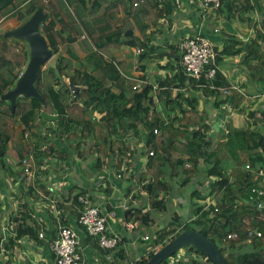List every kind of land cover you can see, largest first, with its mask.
Masks as SVG:
<instances>
[{"label":"trees","instance_id":"16d2710c","mask_svg":"<svg viewBox=\"0 0 264 264\" xmlns=\"http://www.w3.org/2000/svg\"><path fill=\"white\" fill-rule=\"evenodd\" d=\"M151 4L152 0H0V19L8 17L14 21V25L25 21L37 8H42L47 18L41 24V30L54 53L53 62L41 68L35 83L43 101L18 97L12 111L9 103L0 99V149L3 150L0 153V168L11 169L6 159L9 148L16 151L19 165H22L20 162L24 158L30 160L29 156L33 153L39 165L44 151L37 147L36 142L41 140L44 128L50 131L47 135L50 137L57 132V128H60L59 132L73 134L78 125L81 137L93 140L95 152L108 155L109 151L114 154L118 150L122 156L118 167L121 169L124 158L127 165L132 162L131 149L125 142V135L129 133L141 141L146 163L144 169L132 173L135 180L128 186L127 194L139 187L149 199V209L143 206L128 207L129 212L125 215L127 221L154 224L151 213L166 210L167 192L171 188L168 180L181 175V185H187L202 171L200 164L208 165L205 176L209 180V190L205 197L211 196L213 199L212 203L191 202L195 205L198 218L185 223L178 231L169 229L177 222L175 214V222L157 230L152 241L147 243L146 258L137 264H143L156 246L166 244L186 230L201 232L211 239L229 264H264V208L256 207L258 197L251 191L259 186L260 181L264 186V175L258 174L259 168L264 167V135L252 129V123L241 127L227 124L224 127L227 130L225 135L242 142L246 157V160L235 159L230 165V140L213 144L206 134L207 125L197 111L194 99L184 97L182 91L175 96L172 94L173 87L179 90L185 86L187 88L188 84L195 87L194 80L187 79L181 66L173 75L168 74L160 80L157 89L141 80L136 89H132L135 81L132 82L130 97L126 89L120 88L118 92L112 90L125 81L116 66L112 50L122 39H128L126 44L129 46H147L149 28L167 14L163 5L152 8ZM128 29H137L142 39L135 35L125 37ZM73 44L84 53L83 58L79 57ZM61 46L63 52L60 51ZM261 48L254 40L248 46V53L243 56L248 61L258 59L257 65L249 62L248 66L255 68L250 70L257 81L264 80V50ZM225 52L236 54L237 49H226ZM225 52H221V55ZM217 54L214 63L207 67L216 69L215 77L219 80L217 64L221 57H217ZM144 55L140 53L139 58L142 59ZM26 59L27 50L23 43L6 37L5 31L0 32V96L13 86ZM254 71L260 72L257 78ZM215 81L216 85L219 84ZM70 84L79 86V90H73ZM204 90L212 94L221 93L218 89ZM229 94L224 96V103L231 102L238 106L243 95L236 91ZM183 102L190 107L183 108ZM73 104L83 105L80 116L68 111ZM94 111L100 113L99 118L93 116ZM48 118L58 120L56 130L46 124ZM97 127L102 130L99 131ZM24 134L27 139H24ZM20 136V143H16V138ZM79 150L82 152L81 147ZM185 163L189 165L185 166ZM21 168L20 177L24 175V165ZM157 186L161 188L159 193L155 191ZM191 194V199L201 197L196 189ZM10 219L14 235L6 233L4 249L0 251L3 257L1 264H16L11 260V246H20L19 240L25 234L34 235L32 227L26 225L25 217L11 214ZM249 229L260 231L261 236H248ZM230 233L237 235L228 237ZM246 241L252 242L253 250L238 253ZM183 248L204 258L206 263L214 264L204 252L191 246ZM119 260L114 258L115 262ZM195 262H198L197 259L192 260V264Z\"/></svg>","mask_w":264,"mask_h":264},{"label":"crops","instance_id":"0c3cea01","mask_svg":"<svg viewBox=\"0 0 264 264\" xmlns=\"http://www.w3.org/2000/svg\"><path fill=\"white\" fill-rule=\"evenodd\" d=\"M152 2V8L163 5L167 14L160 18L155 26L149 28L147 32L149 41L147 46H143L142 51L146 56L144 55L142 59L139 58V54L134 53L132 55L122 48V46L127 45L128 39H122L119 45L112 50L119 73L126 80V82L123 80L124 84H120L121 86L118 87L114 86L112 90L118 92L120 88L126 89L127 96L130 97L132 79L144 80V83H149L153 85L154 89H157L160 80L166 75L180 70V42L182 39L199 37L208 40L218 53L217 57H221L217 64V74H219L220 79L215 82H218L217 85L219 86L231 84L241 88L244 93L243 96L237 90L231 89L229 91L230 94L236 91L242 96L239 105H232L231 102L224 103L225 95L218 92L208 93L204 90L206 88L196 85L193 88L191 84L181 90L173 87L172 94L175 96L182 91L184 97L188 96L189 99H194L196 109L207 125L206 134L213 144L218 141L230 140L232 153L230 165L235 159L246 160L242 142L226 136L227 130L224 127L227 124H231L233 127H241L252 123L251 128L264 135V80H254L251 70L255 68H248L249 62L252 65H257L258 59L253 58L248 61L243 58L248 53V46L254 40L264 50V0H222L218 9L205 11L198 6L197 1L193 0H152ZM15 26L14 21L8 17L0 19V32H6ZM215 29L217 31H214ZM128 30H130V35L124 33L125 37L132 35L140 37L137 29ZM140 39L142 38L140 37ZM73 46L79 57L83 58L84 53L81 49L76 44ZM131 47L133 51L136 48ZM226 49L228 51L237 49V53H226ZM60 51H64L63 47ZM221 52H225V54L221 55ZM122 66L131 69V72H125L122 70ZM254 73L257 78L260 72L254 71ZM187 79L193 81L192 78L187 77ZM227 103L231 107H228ZM182 106L183 108L190 107L186 102H183ZM162 107L160 104V108ZM82 108L83 105L77 104L68 111L80 116ZM93 116L99 118L100 113L94 111ZM45 122L56 130L57 119L48 118ZM97 128L99 131L102 130L100 127ZM43 131V136L41 140L36 142V145L44 151V156L40 157L41 162L38 165L34 159L35 153L30 154V160H27L30 168L29 174L24 173L22 178L19 176V169H22V165L25 167L22 162L23 159L20 162L22 165H16L15 162L16 166L13 167L14 170L12 169L10 157L15 158L17 156L16 151L11 148L6 152V159L11 169L8 167L0 168V171L7 169L4 176L0 175V237H3V233L5 237L8 232L14 235V229L10 224L11 214L25 217L27 219L26 225L34 230V235L25 234L19 240L20 246H11V260L16 264H30L29 261L36 258V263L51 264L53 253L49 241L56 235L60 225L69 226L77 231L86 264H137L139 260L146 258L148 248H146V240L143 239V236L147 234H142L138 228H133L136 224L127 221L124 215L128 209L125 206L133 208V201L138 202L145 197L139 187L136 188L137 191L139 190L138 193L131 190V193L127 194L128 186L132 185L135 180L132 173L143 169L146 163V155L141 141L129 133L125 135V142L131 149L132 162L127 165V160L124 158L123 166L120 169L118 168L120 167L119 159L122 156L118 154V150L114 154L109 151L108 155H103L101 151L95 152L93 140L82 138L78 125L75 129V135L58 132V134L54 133L47 137L50 131L45 128ZM26 136L23 135L24 139H27ZM64 138L65 140H62ZM21 139L22 136L17 137L15 142L20 143ZM70 140L72 143L69 142ZM32 142L35 141L32 140ZM80 147L82 152L79 150ZM200 167L202 171L191 181L193 189L198 190L201 195V197L195 198V202L198 204L212 203L211 196L205 197L209 190V180L205 176L208 165L200 164ZM259 172L260 175H264V167L259 168ZM261 185L260 181L259 186ZM183 186L179 180L178 190L177 186H174L171 191L175 205L178 203L181 205L180 213H175L177 215L176 226L169 228L170 230L174 229V231H178L185 223L198 218L195 205L193 206L190 202L192 190L181 191ZM159 188L157 186L155 190L158 193L161 191ZM168 192L167 195L171 193L168 194ZM79 196L88 197L99 206L102 212L106 213L109 234H119L118 245L109 252L102 249L77 224L76 219L82 209V205L78 201ZM132 197L136 198L131 200ZM190 205L192 209H188L191 207ZM144 207L149 209V204L144 203ZM154 221V224H158L156 219ZM162 228L164 227L160 229ZM39 232L43 233V238H39ZM248 243L250 245L249 251H252V242ZM160 246H156L154 251ZM241 247L238 253L242 252ZM178 252L173 256L172 264H179V262L192 264L193 259H197L196 264H210L186 248H182ZM115 257L120 258V260L115 262ZM2 258L0 255V264Z\"/></svg>","mask_w":264,"mask_h":264},{"label":"built area","instance_id":"2783aa9c","mask_svg":"<svg viewBox=\"0 0 264 264\" xmlns=\"http://www.w3.org/2000/svg\"><path fill=\"white\" fill-rule=\"evenodd\" d=\"M193 1H197L198 6L205 11L208 9H218L221 5L222 0ZM214 31H217V29H215ZM180 50L181 67L186 75L194 80V86L196 85L202 88L218 89L222 93V95H227L229 91L233 89L244 95V93L241 91V88L236 85L229 84L227 86H219L214 83V81L216 80V69L207 67V65L209 64L210 60L212 61V63L214 62L216 51L208 40L199 37H185L180 42ZM142 51V47H136L134 49V53L136 55L142 53ZM132 80L135 81L132 89L138 88L141 79ZM226 105H228V107H231L229 103H227ZM154 132H157V130H154ZM150 154H152V152ZM22 162L25 164L24 173L29 174L30 168L28 167L27 159H23ZM188 165V163H185V166ZM251 191L258 197L256 207L258 209H263L264 186L253 187ZM78 201L82 205V209L76 219L77 224L82 228L86 235L94 239L97 244L106 252H109L110 250L115 248L120 241V236L118 233H108L106 213L102 212L99 206L93 203L86 196H79ZM125 208L127 209L128 207L125 206ZM236 235L237 233H230L228 234V237H233ZM247 235L250 237H260L261 232L256 229H249L247 231ZM38 236L39 238H43V233L39 232ZM143 239L148 240L149 237L145 235L143 236ZM4 240L5 237L3 233V237L0 239L1 252L4 249ZM49 246L53 253V261L51 264H86L83 258L78 233L74 228L66 225L58 226L56 235L49 241ZM107 258H109V255H107Z\"/></svg>","mask_w":264,"mask_h":264},{"label":"water","instance_id":"95a60500","mask_svg":"<svg viewBox=\"0 0 264 264\" xmlns=\"http://www.w3.org/2000/svg\"><path fill=\"white\" fill-rule=\"evenodd\" d=\"M46 18L47 16L43 9L37 8L25 21L5 32L6 37L20 40L27 46L25 65L19 72L13 86L0 96V99L9 103L12 111L15 108L18 97H23L24 99L36 98L43 101V97L35 83L39 78L41 68L54 57V53L41 30V24ZM128 34L130 35V30L125 32V35ZM211 63L212 61L210 60L209 64ZM69 86L75 90L80 88L72 84ZM2 152L3 150L0 149V153ZM127 212L128 210L124 215ZM227 231H229V227H227ZM186 246H191L204 252L214 264H229L214 242L203 233L195 230L183 231L174 239L161 245L143 264H161L163 260L171 257Z\"/></svg>","mask_w":264,"mask_h":264},{"label":"rangeland","instance_id":"374dc122","mask_svg":"<svg viewBox=\"0 0 264 264\" xmlns=\"http://www.w3.org/2000/svg\"><path fill=\"white\" fill-rule=\"evenodd\" d=\"M16 41H18V42H21L20 40H17V39H15ZM23 43V42H22ZM23 46L25 47V49L27 48V46L23 43ZM122 48L124 49V50H126L127 52H129L130 54H134V51L133 50H131V46H129V45H124V46H122ZM53 59V58H52ZM50 60L48 63H46V65L44 66V67H46V66H48V65H50L52 62H53V60ZM139 63V62H138ZM87 64H90V63H87ZM122 68V70H124L125 72H127V73H130L131 72V69H129V68H125V67H121ZM125 82H126V80H125ZM75 105H77V104H73V106H75ZM59 130V128H57V134H58V131ZM75 133H76V131L73 133L74 135H75ZM70 135V134H69ZM71 138H72V136H71ZM62 140H65V138L64 139H62ZM67 142V141H66ZM70 143H72V141L70 140L69 141ZM112 145L114 146V144L112 143ZM115 148H116V145H115ZM10 160L12 161V169H13V167H15L18 163H19V161H20V159L18 158V157H15V158H12V157H10ZM15 162H16V165H15ZM144 169V168H143ZM14 170V169H13ZM7 173V171H0V175H5ZM3 176H1V177H3ZM180 177H181V175L179 176V177H174L172 180H168V184H170V186H171V188H170V190H169V192H168V194L172 191V189H173V187L174 186H177V190H178V181L180 180V182H181V179H180ZM183 186V185H182ZM135 187V186H134ZM180 189H181V187H180ZM179 189V190H180ZM190 190H193V183H191L190 182V184H187V185H185V186H183V188L181 189V191H186V192H188V191H190ZM133 191L134 192H136L137 191V189L136 188H133ZM137 193H138V191H137ZM136 193V194H137ZM172 196H173V193L171 192L169 195H167V197H168V202H167V205H166V210L165 211H162V212H152L151 213V216L154 218V219H156V221L158 222V224H148V225H144V224H141L140 222H136L135 221V223H136V226H137V228H138V230L142 233V234H147L148 235V237H149V239L148 240H146L145 241V245L147 246L148 244V242H151L152 241V239L154 238V235L156 234V232H157V230H159L161 227H166V225H168L169 223L170 224H172L173 222H175L174 221V215H175V213H180V209H181V205L178 203L177 205H175V201L172 199ZM136 197H134V199H135ZM134 199H131V200H134ZM147 200H149L148 199V197H143L142 198V200H140V201H138V202H135V201H133L134 203H133V205H134V207H138V206H144V203H148L147 202ZM196 200H195V198L194 199H192V200H190V202H195ZM199 202H201V201H199ZM202 203V202H201ZM132 205V206H133ZM191 206V205H190ZM132 208V207H131ZM188 209H192V206L191 207H189ZM144 211V210H143ZM191 211V210H190ZM193 211V210H192ZM112 219V218H111ZM173 226H176V224H173ZM248 242H250V241H248ZM248 242H246L242 247H241V250H242V252H244V251H249L250 250V245H249V243ZM140 243V242H139ZM182 249H180L179 250V252L181 251ZM178 252V253H179ZM172 259H173V256H171V257H169L168 259H167V261L165 262V263H161V264H172ZM36 261H37V259L36 258H33V259H31L29 262H30V264H35L36 263Z\"/></svg>","mask_w":264,"mask_h":264},{"label":"clouds","instance_id":"9594fccd","mask_svg":"<svg viewBox=\"0 0 264 264\" xmlns=\"http://www.w3.org/2000/svg\"><path fill=\"white\" fill-rule=\"evenodd\" d=\"M212 64V63H211Z\"/></svg>","mask_w":264,"mask_h":264}]
</instances>
